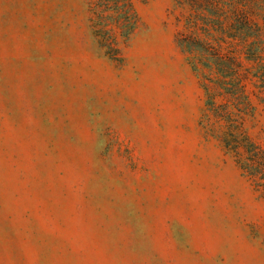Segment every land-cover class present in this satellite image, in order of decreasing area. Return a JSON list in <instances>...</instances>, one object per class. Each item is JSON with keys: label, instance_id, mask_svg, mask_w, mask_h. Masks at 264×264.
I'll use <instances>...</instances> for the list:
<instances>
[{"label": "rangeland", "instance_id": "374dc122", "mask_svg": "<svg viewBox=\"0 0 264 264\" xmlns=\"http://www.w3.org/2000/svg\"><path fill=\"white\" fill-rule=\"evenodd\" d=\"M179 1L0 0V264H264V0Z\"/></svg>", "mask_w": 264, "mask_h": 264}, {"label": "trees", "instance_id": "16d2710c", "mask_svg": "<svg viewBox=\"0 0 264 264\" xmlns=\"http://www.w3.org/2000/svg\"><path fill=\"white\" fill-rule=\"evenodd\" d=\"M179 3L181 4L182 1L180 0ZM129 6H130V4H129ZM198 17H199V15H197V14L194 15V17H193V21L191 22L192 27H196V26L198 25V24H197V20L200 19V18H198ZM130 19H133L134 22H133L132 26L134 27V26H135L134 23H136V13H135V12L132 13V16L130 17ZM201 19H204V17L202 16ZM208 21H209V20H208ZM218 22H219V21H218ZM131 29H132V28H131ZM130 32H131V30L129 31V34H130ZM125 35H126V33H125ZM191 40H192L194 43L199 42V38H197L196 36H192ZM241 119H242V118H241ZM253 144H254V143L252 142V145H253ZM242 168L245 169V166H242Z\"/></svg>", "mask_w": 264, "mask_h": 264}]
</instances>
